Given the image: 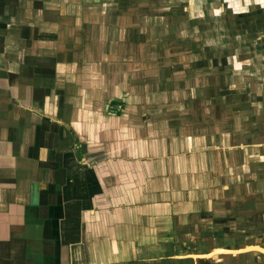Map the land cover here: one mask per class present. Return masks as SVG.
Returning a JSON list of instances; mask_svg holds the SVG:
<instances>
[{"label":"crops","instance_id":"crops-1","mask_svg":"<svg viewBox=\"0 0 264 264\" xmlns=\"http://www.w3.org/2000/svg\"><path fill=\"white\" fill-rule=\"evenodd\" d=\"M148 1L0 0V264H264V0Z\"/></svg>","mask_w":264,"mask_h":264},{"label":"rangeland","instance_id":"rangeland-1","mask_svg":"<svg viewBox=\"0 0 264 264\" xmlns=\"http://www.w3.org/2000/svg\"><path fill=\"white\" fill-rule=\"evenodd\" d=\"M173 1V3L175 4V3H177L175 0H172ZM172 1H171V3H172ZM198 1V0H197ZM141 2H143L144 3V0H141ZM166 0H150V1H148V4H150V5H153V10H151V11H149L148 10V13H150V14H153V16L154 17H159V16H161L162 14H161V11H162V5L164 4V5H166ZM143 6V5H142ZM188 13L186 12V15H187ZM187 17L188 18H190V21H193V19H192V17H194V14H190V15H187ZM159 19V18H158ZM173 21V20H172ZM187 22H188V19H187ZM202 22L203 23H205L203 20H202ZM226 25H227V22L226 23H224V22H222L221 23V25H218L219 26V28L221 29L222 28V30H223V33H226L228 30H229V27H226ZM202 29H204V27L202 26ZM214 30H216L217 31V33L218 32H221V31H219L218 29H214ZM214 30H211L210 32H208V35L209 36H213L214 35ZM250 33H251V30H248ZM247 31V32H248ZM206 32L204 31V30H202V34H205ZM192 34H194L193 33V30H191V33H190V31H186V36H191ZM206 37H208L207 36V34H206ZM217 37H219V35H217ZM222 38V37H221ZM216 40H220V39H216ZM217 43V42H216ZM220 42H218V44H219ZM217 44V45H218ZM217 49H219V51H220V47L219 46H217ZM215 52H217L216 50H214V53ZM204 53L206 54V53H210V51H208L207 52V49H206V51H204ZM217 54L219 55V53L217 52ZM231 65L230 66H232V63H230ZM230 68V67H229Z\"/></svg>","mask_w":264,"mask_h":264},{"label":"water","instance_id":"water-1","mask_svg":"<svg viewBox=\"0 0 264 264\" xmlns=\"http://www.w3.org/2000/svg\"><path fill=\"white\" fill-rule=\"evenodd\" d=\"M250 248H257V250H246V249H250ZM217 250H219V251H226L227 253H230V254H234L235 252H249V251H257V252H259V253H262V254H264V249L263 248H261V247H258V246H250V247H245L244 249H242V250H224V249H217ZM246 250V251H245ZM261 250H263V252L261 251ZM204 256H209V255H204Z\"/></svg>","mask_w":264,"mask_h":264}]
</instances>
